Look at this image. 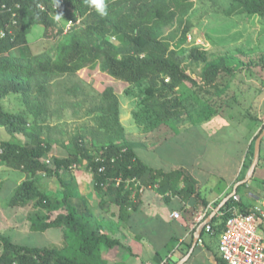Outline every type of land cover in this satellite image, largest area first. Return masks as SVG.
I'll list each match as a JSON object with an SVG mask.
<instances>
[{
    "label": "rangeland",
    "instance_id": "rangeland-1",
    "mask_svg": "<svg viewBox=\"0 0 264 264\" xmlns=\"http://www.w3.org/2000/svg\"><path fill=\"white\" fill-rule=\"evenodd\" d=\"M111 1L106 0V3ZM112 4L107 7L112 20L121 8L122 12L129 14L128 6ZM54 26V33L59 28H63V33L47 38L44 26L36 23L27 35L25 48L33 54L51 50L55 57L57 42L70 29L83 28L84 21L77 18L72 24L61 17L60 21L54 19ZM156 34L169 43L183 68L194 80L181 83L174 91H167L163 99H169L170 109L175 110L173 115L157 117L147 109L143 100L148 95V79L131 84L113 78L105 71L103 60L98 59L74 73L60 74L52 79L48 87L47 113L36 122L25 111L20 93H11L2 99L0 103L5 111L23 113L29 124L25 132L14 136L0 125V151L4 141L18 142L27 147L33 145L36 138L31 135L35 133L37 135L34 136L50 146L46 155L49 166L53 165L55 157H67L76 139L91 154L100 156L99 151L107 142V135L100 125L99 107L105 103V94L109 89L119 100V119L125 134L115 143L120 149L125 150L126 146H130L147 166L164 171L178 169L192 180L186 171L189 170L200 178L202 185L215 191L225 186L237 171H241V174L236 181L242 180L253 159L250 144L255 135L264 129V16L246 12L235 0H187L183 11L170 24L158 28ZM106 38L119 48L123 46L117 36L107 35ZM194 47L206 51L208 60L226 58L233 71H221L215 82H206L202 75L205 63L189 55ZM22 50L21 46L16 47L14 53L19 55ZM168 80L165 78V81ZM190 138L195 139L191 141ZM260 158L251 180L238 190L242 201H252L250 194L264 200V138ZM60 172L66 185L74 188L80 182L90 188L92 195L99 198V203L96 198L93 206L97 205L102 211L107 212V205L115 202L105 197L107 185L100 191L95 189L93 172L86 159ZM26 179L28 176L22 168H14L0 161V204L11 200V188ZM30 179L40 191L62 197L64 187L56 175L39 171ZM151 179L149 172H145L140 181L150 190L154 182L158 184L159 188L153 190L161 193L163 200L176 195L180 184L184 183L187 188L185 179L179 180L176 185ZM134 191L133 186L132 193ZM141 195L135 191L130 202L137 206ZM37 210L34 202L30 201L20 212L24 218H31ZM21 213L16 214L19 216ZM0 219L5 220L1 214ZM14 235L17 241L27 245H55L41 233ZM163 262L171 263L168 258Z\"/></svg>",
    "mask_w": 264,
    "mask_h": 264
},
{
    "label": "trees",
    "instance_id": "trees-1",
    "mask_svg": "<svg viewBox=\"0 0 264 264\" xmlns=\"http://www.w3.org/2000/svg\"><path fill=\"white\" fill-rule=\"evenodd\" d=\"M235 1L240 3L246 12L264 16V0ZM111 3L117 7L128 6L129 14L122 12L121 8L112 20L110 12L106 16H100L85 0H60L58 7L56 0H0V31L5 33L4 36L0 35V101L11 93H20L25 111L36 122L41 115L47 113L50 95L48 87L54 77L74 73L80 67L102 59L105 71L113 78L131 84L148 79V95L143 100L147 109L157 117L166 118L173 115L175 110L170 109L169 99H163L167 96V91H174L181 83L194 80L183 68L169 43L157 36L156 30L170 24L178 13L183 11L187 0H113L108 4ZM13 12L16 14L14 17ZM59 13H62L66 22L71 21L72 24L77 18H82L83 28H72L64 34L62 40L56 44L55 57L52 56L51 50L31 53L25 48L28 43L27 35L36 23L44 26L47 38L63 33V28L56 29L55 33L53 31L54 16ZM107 35L120 38L123 46L119 48L114 45L106 38ZM19 46L23 50L17 55L14 49ZM189 55L192 59L205 63L202 75L208 83L215 82L221 71H233L224 57L208 60L206 51L196 47L190 49ZM163 76L169 80L165 81ZM159 82L161 84L157 86ZM105 98L106 101L99 107V111L100 125L107 135V142L101 147L100 156L91 154L82 142L76 139L69 155L64 158L55 157L53 165L49 166L46 163V155L50 146L34 136L37 134L31 135L36 138V142L28 147L14 141L2 142L0 161L14 168H22L28 176V179L16 188L10 205L19 207L33 201L38 210L36 215L31 217L32 228L44 230L54 226L61 227L64 242L62 247H30L16 244L0 235V264H107L101 256V246L113 247L119 245L120 241L103 231L101 225L94 223L89 216L76 210L71 203L74 189L71 185H66L61 178V169H67L83 158L88 161V167L93 172L95 189L100 191L107 185V192L114 196L121 209L136 207V204L130 202L134 184L127 185V181L134 177L140 179L145 172H149L154 179L165 183L172 182L173 185L185 179V192L194 191V184L181 170L166 172L153 169L144 164L130 146L122 150L115 144L125 135L119 119V100L109 89ZM28 124V119L23 113L7 112L0 103V125L10 135L25 132ZM260 132L250 144L251 156L254 152V142ZM101 166L105 167L104 172H99ZM39 171L58 177L64 187L62 197L50 196L34 185L30 178ZM117 179H120L119 184H116ZM245 184L247 183L237 186V194L239 188ZM234 203L231 197L220 208L221 221L214 227L215 234L222 231L224 221ZM236 205L240 210L247 208L241 200ZM202 234L203 231L200 239ZM191 244L192 239L181 248L182 257L187 254ZM215 260L217 264H227L219 255L215 256ZM175 263L176 261H173L169 264Z\"/></svg>",
    "mask_w": 264,
    "mask_h": 264
},
{
    "label": "crops",
    "instance_id": "crops-1",
    "mask_svg": "<svg viewBox=\"0 0 264 264\" xmlns=\"http://www.w3.org/2000/svg\"><path fill=\"white\" fill-rule=\"evenodd\" d=\"M194 139L190 138L191 141H194ZM186 171H188L192 179L191 182L194 184L192 193L185 192L186 188L183 183L180 184V190L176 195L163 200L162 194L157 190H153L159 188V185L154 182L152 190L146 188L142 192L136 207L121 209L117 205L114 196L104 190L105 197L110 201L111 199L115 201L107 205V212L102 211L97 205L96 207L93 206L97 197L92 195L90 188L83 186L80 182L75 185L71 203L76 210L89 216L94 223L101 225L103 231L120 241L119 245L113 247L101 246V256L107 264H144L146 262L159 264L167 258L170 262H177L182 258L181 248H184L191 239L193 242V237L200 227L201 232L203 231L202 243L197 242L184 264H217L215 256H220L218 251L219 234H215L214 227L221 221V212L214 213L220 203L215 204L220 197L236 185L237 177L241 174V171H239L240 173L237 171L225 186L218 188L216 191L202 185L200 178L195 173L189 170ZM151 180H154V178ZM19 184L11 188L13 193ZM9 193L10 191H8V195ZM134 194L135 192L131 193L132 196ZM250 197L253 199L252 201H242V198L240 200L247 207L259 201L264 202L257 195L250 194ZM97 199L99 203V198ZM25 206H11L10 199L0 204V214L5 219L4 221H2L3 218L0 219V235L24 246L62 247L64 242L63 228L54 226L44 230L33 229L31 218H24L20 212ZM175 211L179 213L178 218L172 216ZM16 213H21V215L18 216ZM200 215H203L201 220L198 219ZM216 219L220 221L215 222ZM205 221H209L213 233L206 231L205 225L202 226ZM17 233H24L25 235L41 233L47 236L48 240H51V244L55 245H27L16 240L14 234ZM1 250L2 246L0 244V252Z\"/></svg>",
    "mask_w": 264,
    "mask_h": 264
},
{
    "label": "built area",
    "instance_id": "built-area-1",
    "mask_svg": "<svg viewBox=\"0 0 264 264\" xmlns=\"http://www.w3.org/2000/svg\"><path fill=\"white\" fill-rule=\"evenodd\" d=\"M12 15L14 17L16 14L13 12ZM4 34V31H0L1 36ZM188 38L190 39V36ZM104 170V166L99 167V172ZM119 182L120 179H117L116 184ZM129 183L134 184L135 191L138 193L146 189V186L136 177L127 181V184ZM232 199L235 203L231 206L223 229L218 235L219 254L227 264H264V202L259 201L248 206L246 210H240L236 205L240 201L239 194H234ZM172 216L178 218L179 213L175 211ZM202 218L203 215L198 217L199 220ZM205 229L213 233L210 224H206ZM198 241L202 243L200 238Z\"/></svg>",
    "mask_w": 264,
    "mask_h": 264
},
{
    "label": "water",
    "instance_id": "water-1",
    "mask_svg": "<svg viewBox=\"0 0 264 264\" xmlns=\"http://www.w3.org/2000/svg\"><path fill=\"white\" fill-rule=\"evenodd\" d=\"M264 138V129L262 130V132L258 135V137L256 138L255 142H254V152H253V159H252V163L251 165L249 166L248 168V171L245 175V177L240 180L239 182L236 183V185L234 186L232 192L230 194H228L221 202L220 204L216 207V210L214 213L216 212H219L220 211V208L234 195L236 194L237 192V186L238 185H241L243 183H248L253 174H254V171L259 163V157H260V147H261V142H262V139ZM209 221H205L203 222L202 226L208 224ZM200 232H201V227L200 229L198 230V232L194 235L193 237V242H192V245L189 249V251L187 252L186 255H184L182 258H180L175 264H184L188 258L190 257L194 247L196 246L199 238H200Z\"/></svg>",
    "mask_w": 264,
    "mask_h": 264
},
{
    "label": "clouds",
    "instance_id": "clouds-1",
    "mask_svg": "<svg viewBox=\"0 0 264 264\" xmlns=\"http://www.w3.org/2000/svg\"><path fill=\"white\" fill-rule=\"evenodd\" d=\"M87 5L90 8H94L100 16H106L108 14L107 11V3L106 0H85ZM60 0H56V6L58 7ZM62 17V13L56 14L54 19L60 21Z\"/></svg>",
    "mask_w": 264,
    "mask_h": 264
}]
</instances>
